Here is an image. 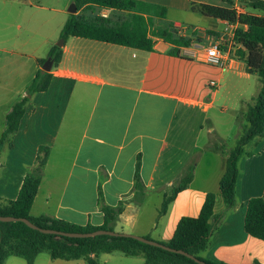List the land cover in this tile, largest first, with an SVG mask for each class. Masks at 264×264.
Wrapping results in <instances>:
<instances>
[{"label": "crops", "instance_id": "1", "mask_svg": "<svg viewBox=\"0 0 264 264\" xmlns=\"http://www.w3.org/2000/svg\"><path fill=\"white\" fill-rule=\"evenodd\" d=\"M71 1L0 0V139L8 114L28 96L43 70L41 61L61 39ZM136 1L166 7V17L155 22L179 27V35L191 46L177 47L154 38V50L144 51L79 37L65 41L49 89L29 96L18 132L9 136L0 152V201L8 205L17 200L25 177L46 157L42 150L46 147L49 152L40 166L42 180L32 217L101 227L105 223L101 189L106 205L116 208L124 203L113 226L116 232L168 242L179 221L198 218L207 194L215 193L211 222L215 225L217 217L221 222L201 256L215 264H264V241L245 230L250 200L264 199V138L252 141L239 162L234 208H228L220 191L227 167L222 148H235L245 123L242 114L262 89L259 76L248 73L246 63L234 55L235 33L247 27L192 9L193 4L231 8L233 1V8L245 12L244 4L241 0ZM98 11L110 18L120 12ZM214 43L227 46L223 68L204 61V48ZM253 83L255 88L250 87ZM26 141L34 145L36 154L25 160L18 176L17 163L12 164L10 157L17 143ZM6 148L9 157L4 155ZM138 156L145 186L141 201L135 191ZM190 168L191 184L160 214L165 196L172 195ZM98 259L100 264H147L143 255L120 251L102 253ZM4 264L28 262L10 256ZM34 264L87 263L53 259L45 251Z\"/></svg>", "mask_w": 264, "mask_h": 264}, {"label": "trees", "instance_id": "2", "mask_svg": "<svg viewBox=\"0 0 264 264\" xmlns=\"http://www.w3.org/2000/svg\"><path fill=\"white\" fill-rule=\"evenodd\" d=\"M245 12L233 8V1H229L231 8L210 4H193L192 9L205 17L239 24L247 30L238 28L235 33V58L244 61L247 72L258 75L262 89L253 105H249L247 112L242 114L244 124L240 126L235 148L222 151L227 155L226 172L220 183L221 195L228 206H236V188L239 177V162L246 154L245 148L255 139L264 138V1L241 0ZM78 13L70 14L61 33V39L67 41L70 37L85 38L110 44L126 46L134 49L153 51L154 38H162L177 47H190L191 41L179 35L174 25L158 24L155 19H164L167 8L148 4L136 0H73ZM98 10H115L128 12L125 20H113L104 17ZM91 11L92 16L85 15ZM80 12V13H79ZM83 12V13H81ZM179 50H176L177 54ZM63 49L53 46L47 57L58 67L62 61ZM47 59L41 61L42 66ZM52 79L51 72L40 70L28 89V96L16 103L7 116V128L0 139V152L9 138L18 132L22 119L26 113L29 96L45 92L49 89ZM46 157L41 161L45 164L48 148L44 147ZM141 156H138L135 173L136 199L141 201L145 195V186L141 179ZM41 170L29 173L23 182L17 200L8 205L0 201V215L16 218H26L44 229H54L62 232L88 233L97 230H114V224L123 212L124 203L116 208L105 204L103 193L99 192V205L105 214V223L101 227L73 225L62 220L49 217H32V206L41 184ZM193 180V169L190 168L180 183L174 187L171 196H165L160 214H165L169 204L181 191L187 189ZM217 195L208 193L206 201L198 218L183 217L177 226L174 237L168 242H160L170 248L183 250L198 259L215 264L204 259L201 253L208 248L210 238L221 222V217H215ZM245 230L250 236L264 241V199L252 198L249 202ZM147 239H151L146 237ZM49 252L53 259L78 260L84 259L87 264H100L99 255L120 251L128 256L143 255L147 264H198L184 255L172 253L158 247L144 244L127 237L98 236L94 238L76 239L47 235L33 230L23 222H0V264L6 258L19 256L28 264H34L37 256L42 252ZM260 264V263H256Z\"/></svg>", "mask_w": 264, "mask_h": 264}, {"label": "water", "instance_id": "3", "mask_svg": "<svg viewBox=\"0 0 264 264\" xmlns=\"http://www.w3.org/2000/svg\"><path fill=\"white\" fill-rule=\"evenodd\" d=\"M68 11L70 14H77L78 13L77 5L75 3H72L71 6L69 7ZM64 44H65V41L61 40L60 43H58L56 46H58L59 48H63ZM53 67H54V61L51 58H48L47 61L42 66V69L45 72H51ZM0 222H5V223L23 222L33 230L39 231V232H41L43 234H47V235H56L58 237H67V238H76V239L94 238V237H98V236L133 238V239L138 240L144 244L154 246V247H158V248H161L163 250H166V251H169L172 253L184 255L187 258L195 261L198 264H208V263L198 259L194 255H191V254H189L183 250L173 249V248H170V247H168V246H166V245H164L158 241H155L152 239H147L146 237H141V236L134 235V234L118 233L116 231H109V230H97V231L88 232V233L62 232V231H58V230H54V229L41 228L26 218H16V217H10V216L5 217V216H1V215H0Z\"/></svg>", "mask_w": 264, "mask_h": 264}, {"label": "rangeland", "instance_id": "4", "mask_svg": "<svg viewBox=\"0 0 264 264\" xmlns=\"http://www.w3.org/2000/svg\"><path fill=\"white\" fill-rule=\"evenodd\" d=\"M72 3H73V1L70 2L69 7L71 6ZM69 7H68V9H69ZM242 8L245 9V6H242ZM90 13H91V11H85V15H90ZM111 16H113V18H112L113 20H115V19L116 20H125L127 18L126 14L120 13V12H116L115 14H112ZM155 20H157V19H155ZM158 24H159L158 22H155V25H158ZM61 40H63V39H60L59 41H57L55 43V45L60 43ZM224 48L227 49V46L225 45ZM240 82H241L242 85H244V84L248 85V82H245L243 80H240ZM250 87L255 88V84L254 83L251 84ZM22 140H23V138L21 139V141ZM247 149H250V148H247ZM245 151H246V148H245ZM8 152H9L8 148H6V153L7 154H4V155H7V157H9ZM34 154H36V151H35L34 145L30 141H26L23 144H19V146H18V143H17L16 153L12 157H10V161L12 162V164H14V163L16 164L17 163V167L18 168H16V170H17L16 172H18V176L21 174L22 169L25 168V165H24L25 164V160L30 159ZM42 158H43V156H42ZM42 160H40L38 162V166H37L36 169L40 168Z\"/></svg>", "mask_w": 264, "mask_h": 264}, {"label": "built area", "instance_id": "5", "mask_svg": "<svg viewBox=\"0 0 264 264\" xmlns=\"http://www.w3.org/2000/svg\"><path fill=\"white\" fill-rule=\"evenodd\" d=\"M176 29H180L177 27ZM204 61L206 64L223 68L226 62V50L223 48L222 43H214L204 48ZM216 86L215 82L211 83Z\"/></svg>", "mask_w": 264, "mask_h": 264}]
</instances>
